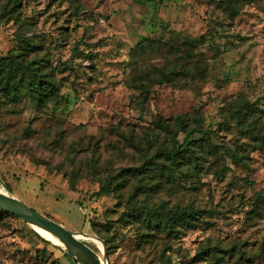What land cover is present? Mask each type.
Returning <instances> with one entry per match:
<instances>
[{"label": "rangeland", "instance_id": "374dc122", "mask_svg": "<svg viewBox=\"0 0 264 264\" xmlns=\"http://www.w3.org/2000/svg\"><path fill=\"white\" fill-rule=\"evenodd\" d=\"M15 1L0 0V57L43 61L57 91L0 81V189L86 234L107 264H264V144L232 120L247 99L264 121V0ZM148 38L155 45L140 50ZM157 68L181 72L158 82ZM146 73L155 84L143 99L134 86ZM177 115L189 127L200 116L216 152L190 176L133 171L169 140L155 121L176 129ZM137 206L197 219L168 231ZM34 231L0 211V264H80Z\"/></svg>", "mask_w": 264, "mask_h": 264}, {"label": "trees", "instance_id": "16d2710c", "mask_svg": "<svg viewBox=\"0 0 264 264\" xmlns=\"http://www.w3.org/2000/svg\"><path fill=\"white\" fill-rule=\"evenodd\" d=\"M137 1L143 2L144 0ZM16 2L18 4L17 0L15 3ZM229 6L235 13L236 11L233 5L229 4ZM146 41V43L143 41L139 42L138 46L140 50H145V47H153L156 42L153 38H148ZM197 41L198 39L196 37L191 39L190 42L193 47L196 46ZM13 62H17L15 69L13 68ZM43 66L44 63L41 60L32 64L27 63V65L21 66L19 60L14 57H11L10 59H7L5 56L0 57V81H2L6 86L10 84L12 87H17L15 77L18 76V80L26 84L30 93H38L40 96L55 94L57 91V85L50 76L46 75ZM180 72L181 69L166 71L164 68H157L155 73H158L156 77H159L158 82H162L176 78ZM182 73H184V71H182ZM145 75H143L141 77V81L134 86V88L142 93L143 99L146 98L148 89L152 86V84H155L148 83L149 74L146 73ZM145 81H147L148 84H146ZM233 116L234 118L232 120L241 130L247 132L253 140H259L260 144H264V132L262 131L264 121L261 120L259 112L253 107V104L250 101L247 99H241L236 110L233 112ZM193 119L195 124L189 127L188 123L182 116H175L174 120L177 126L176 129H173L171 124L162 117L155 121V125L160 129V131L168 135L167 137L169 140L165 144H159L153 153L145 156L142 163L136 165L135 167H131V169L135 172L146 173L151 169L154 170L156 167H160V170L165 172V174L166 170H168V176L171 178H175L178 174L184 176L192 175V165L198 167L201 163V159L206 158L205 155L207 152H216V142L212 141L206 130L201 127L202 118L195 115ZM225 123L229 122L227 121ZM179 132L183 133L182 140L178 139ZM196 134H200L201 137L198 139H190ZM227 154L234 163L243 161V155L233 152L231 149H228ZM164 162H168V164H165ZM224 165L225 164L220 165L217 168L218 173L222 174L224 171ZM66 173L67 172L64 171L65 175H67ZM76 177V172H72L68 176V182L71 188H74L75 186ZM111 182L112 181L110 180L103 182L98 192L108 193L111 189ZM117 184H123V181H116L114 186L116 187ZM145 187L151 188L150 185L146 186L145 183H141L136 186L135 190L144 192ZM256 197L257 202L259 200L264 201V194L257 193ZM256 206H258V203H256ZM0 211L4 210L0 209ZM141 211L144 212V218L148 225L152 224L153 226L158 227L160 224H163L168 231H174L176 226L180 227L183 224L190 222V218L195 220L197 219L195 211L188 208H175L174 210L169 209L162 212V210L157 207L152 209L145 206H137L132 212L139 213ZM34 232L42 238L43 241L51 243L50 240L42 237L36 231ZM62 250L65 255L70 256L65 249L62 248ZM106 250L108 251V247H106ZM208 252H211L212 254L215 253L213 249H209Z\"/></svg>", "mask_w": 264, "mask_h": 264}, {"label": "water", "instance_id": "95a60500", "mask_svg": "<svg viewBox=\"0 0 264 264\" xmlns=\"http://www.w3.org/2000/svg\"><path fill=\"white\" fill-rule=\"evenodd\" d=\"M0 209L19 217L28 223L36 232L38 231L34 227L43 229L56 237L61 243L60 246L69 253L72 259H75L80 264H107L106 258L101 257L85 241L86 234L69 230L61 223L55 221L46 214L37 211L24 203L21 199L6 193L1 189Z\"/></svg>", "mask_w": 264, "mask_h": 264}, {"label": "bare ground", "instance_id": "6f19581e", "mask_svg": "<svg viewBox=\"0 0 264 264\" xmlns=\"http://www.w3.org/2000/svg\"><path fill=\"white\" fill-rule=\"evenodd\" d=\"M41 235H43L44 237L48 238L49 240L61 245V243L58 241V239L56 237H54L53 235H51L50 233L44 231L43 229H40L38 227H34Z\"/></svg>", "mask_w": 264, "mask_h": 264}]
</instances>
